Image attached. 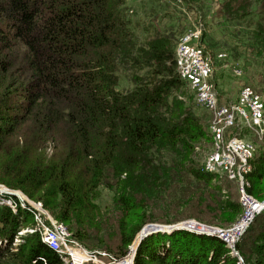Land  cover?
Returning <instances> with one entry per match:
<instances>
[{"label": "trees", "instance_id": "16d2710c", "mask_svg": "<svg viewBox=\"0 0 264 264\" xmlns=\"http://www.w3.org/2000/svg\"><path fill=\"white\" fill-rule=\"evenodd\" d=\"M128 1L0 0V151L23 129L38 140L52 135L54 145L52 158L42 163L40 142L30 148L16 170L19 178L6 184L40 202L87 251L115 260L147 225L191 218L229 228L242 214L240 203L221 199L215 176L200 171L194 148L209 136L177 100L185 83L174 45L188 16L204 22L199 42L218 52L206 56L219 102L224 77L239 76L236 60H260L264 71V0H177L182 12L164 6L161 14L154 7L147 21L131 16ZM121 80L130 87L123 90ZM225 98V104L235 99ZM249 163L245 192L262 201L264 140ZM101 189L112 194L109 204H100ZM5 197L17 209L0 205V264H63L38 233L13 245L18 224L29 219L33 225V217L14 196ZM177 206L186 211L176 219ZM234 250L216 236L176 229L143 238L132 264H264V213Z\"/></svg>", "mask_w": 264, "mask_h": 264}, {"label": "built area", "instance_id": "2783aa9c", "mask_svg": "<svg viewBox=\"0 0 264 264\" xmlns=\"http://www.w3.org/2000/svg\"><path fill=\"white\" fill-rule=\"evenodd\" d=\"M198 26L199 28L203 27L202 24L197 23L193 28L186 30L177 41L174 51L176 71L180 81L188 85L193 91L196 105L205 109L211 117L209 137L213 140L214 147L211 149L212 151L203 157L200 164V171L214 176L224 174L227 176L228 174L230 180H239V203L242 214L231 227L225 229L208 228L196 224L188 225V223H183L180 225V228L189 232H196V234L216 236L225 244L227 249L235 254V243L249 226L252 219L256 215L264 213V199L258 201L245 192V187L248 186L245 182V176L250 171L251 166L249 161L256 146L252 139H257L259 142L264 140V109L260 97L251 89L247 88L239 90L234 102H229L225 105L218 104L217 94L212 90L208 82L212 75L211 60H209V57H205L198 47L199 38L201 36V29H199ZM233 73L240 75V71L238 70H233ZM230 130H232V132ZM241 130L247 132L251 138L249 139L245 135L241 136L238 133L242 132ZM226 132L227 134L225 135ZM5 196H14L21 209H29L25 207L23 200L12 191L5 193L4 191H0V205H6L14 212L16 211V203ZM28 212L32 214L35 220H38L42 227L38 217L40 213L37 216L32 210ZM33 226L34 227H31L33 229L29 230V234L38 233L42 242L58 255L63 264H70L66 261L67 257H70L71 261L72 257L73 259L74 257H79L76 253H73L74 256H72V254H67L65 250L61 248L67 245L64 237H51L44 233L37 223L36 225L33 224ZM60 227L65 231L67 230L62 224ZM65 231H63V234H65ZM60 232L62 231L60 230ZM25 233L26 231L23 235ZM23 235L21 234V236H19L22 237ZM16 236H18V234H16ZM16 236L12 240L13 245H17V238H20H16ZM66 238L75 242L70 234L66 235ZM0 246H5V243H0ZM76 246L78 249L80 248L78 245ZM81 252L86 256L78 258L82 259V263L92 262L91 259L95 260V258H97L96 254L101 257L105 256L106 258H110V256L103 252L91 253L83 249H81ZM84 260L86 261L84 262ZM111 260L112 264L117 261L113 258H111ZM74 261L76 264L79 263L77 259ZM94 262H96V260Z\"/></svg>", "mask_w": 264, "mask_h": 264}, {"label": "rangeland", "instance_id": "374dc122", "mask_svg": "<svg viewBox=\"0 0 264 264\" xmlns=\"http://www.w3.org/2000/svg\"><path fill=\"white\" fill-rule=\"evenodd\" d=\"M127 4H128V7L132 11L131 16L134 15V17H133L134 19L135 18L137 19L138 17H140V19H143L144 21H147V18L149 20L150 16L157 11L156 9H154V7L155 8L159 7L160 9L158 10V12L161 14L165 11V10L162 11L164 6L165 7H171L173 9H176L177 11L182 12L181 4L177 0H129ZM161 6H162V8H161ZM214 6H215V9H219V5H217L216 3H214ZM205 11L206 10L204 9L203 13H205ZM201 15H203V14H201ZM188 17H189L188 20H190V22L188 24H186L185 30L191 29L194 26H196L197 23H200L203 25V27H202L203 29L201 27L199 28V26H198V28L201 29V34H202L203 30H204V25H205L204 22L201 19H197V20L194 19L193 20L192 16H188ZM168 22H169V19H167L165 21L163 20V22L161 21V24L166 25ZM148 26L149 25H147L146 27H148ZM207 28L208 27L206 26L205 29H207ZM136 32L138 35H140L141 34V28H138L136 30ZM180 35L178 36V34H176L175 37L177 36V38H178V37H180ZM222 38L229 40V38H227V37L224 38L223 35H221V36L217 35V36H215L214 39L215 40L216 39L221 40ZM178 40H179V38H178ZM176 41H177V39H176ZM229 43H232V41H230ZM176 44L174 45V51L176 48ZM200 46H201V48H200ZM198 47L201 50V52H202V50H203V52L204 51L206 52V54H204L205 57H208L206 55H213L214 56L218 53L217 51H210V50L206 49L204 43H202V42H198ZM240 52H244V50L242 48H240L239 53ZM220 54H222V53H220ZM228 60H231L230 57H228ZM251 61H252V59H251ZM211 62H212V60H211ZM260 62L261 61L257 60V59L254 63H253V61L252 62L243 61L242 59L236 60V62L233 64V69L234 70L238 69V71L240 70L242 72L241 73L242 76L239 75V76L233 77L232 75H230V76L224 77L223 84L220 86L221 88L220 87H219L220 89L218 88V92L220 93V98L223 100V102H225L224 99H226L225 98L226 95H227V98L229 97L231 99H234V97H235V99L233 100V101H235L241 87H246L247 89L251 88L252 91L254 93H256L262 101H264V71L261 70L259 65H258V63H260ZM254 65H257L259 68L254 69L252 67ZM248 79H249V81H248ZM184 85L180 88V90H179L180 92H178V94H176L177 100L183 101L186 105H188L189 108L192 109L193 114L200 118V124L203 128L205 135L209 136L210 135V132H209L210 128L209 127H210L211 117H210L209 113H207L208 114V116H207V114L203 111V109H201L199 106L196 105L193 91L191 89H189L186 85L185 86ZM120 87L123 90H126L130 86L128 84H126V82L121 80L120 81ZM224 93H228V94H224ZM223 102L221 103L218 101V104L219 105H225V103H223ZM233 130H235V129H233ZM33 131L34 130L32 129V132ZM230 131L232 132V130H230ZM27 132H28V129H23V130H21L20 134L16 133L12 138H10L6 141L4 147L0 151V191H4V193L8 192V191L14 192L16 195H18L20 197V199L23 200L25 207L29 208V209H25L26 211L32 210V212L36 213L37 216L40 213V215L38 217H39L40 223L42 224V227L39 224L38 220L37 219L35 220V218H33V224L36 225V223H37L39 225L40 229L43 230L44 233L50 235L51 237L52 236L54 238L59 237V236L64 237V240L66 241L67 245L65 247H61V248L63 250H65V252L67 254H72V256H74L73 253H76L79 255L80 258L86 257L85 254H83L81 252V249H83L84 251H87V250L83 246H81L80 244L73 242V241L66 238V235L70 234L68 232V230H66L67 231L66 232L63 228H61L60 227L61 224H58L57 221H55V219L53 218V216H51L50 214L48 215V213L46 211H44V209L41 207L40 202L36 201V199L32 200L31 198H29L27 196V194L21 192L22 191L21 189L10 188L6 184V181H8L10 179L16 180L15 178H17V179L19 178L16 175L17 174L16 170L19 169L22 162L24 163V158H27V156H28L27 153L30 151V148L36 147V144H38L39 142L42 145V147L40 149V157H39L40 162L39 163H42L41 160L43 162H47L52 158V152H53V147H54V145L52 143V135L51 136L42 135L41 138L43 140H41V138H40V140H38L39 136L38 135L36 136L35 133H31V135L28 134L27 136H25V134H27ZM227 132L225 133V135L227 134ZM238 133L241 136L245 135L247 138H249V139L251 138L247 134V132L242 131V132H238ZM209 138L206 140L199 141L198 144H196V146L194 148L193 155H194V160L197 163V165H199V162L202 161L203 157L207 153L212 151L211 149H213V147H214L213 140L210 138V142H209ZM252 141L256 145L254 148L256 150L258 147V144L260 142L257 139H252ZM59 148L62 149V146H59ZM252 156H253V154H252ZM31 158H32V156L29 157L28 159H31ZM26 167H28V163H27ZM28 169H30V168H27V170ZM212 182H213L214 186L221 188L220 193H219L221 196V199H225V197H230V198H233L239 204V199H240V197H239V180H236V181L230 180L228 178V174H227V176L224 174V175H215V179ZM101 192H102V199L100 201V204H102V205L103 204H109L111 197H112V194L107 192V190H105V189H101ZM174 209H175V212L177 213V214L175 213L176 216L174 217L176 219L179 216L181 217L184 214V211H186V209L185 210L182 209L181 206H177ZM241 213H242V211H241ZM172 215H174V214H172ZM168 219H173V218H168ZM183 223H188V225L189 224H196V225L205 226L208 228H217V229H219V228L225 229V227H227L226 225L208 224V223H205L204 221L202 222L201 220H195V219H191V218L184 219V220L182 219V220L176 222L175 224L162 225V226H174V225H176V226H179L178 229H181L180 224L182 225ZM31 227H34V226L32 225V221L29 219H27L25 222H21L20 224H18L17 230H16V234H18V236H16V238L20 237L21 234L23 235V233L25 231H26V233L22 237H20L19 239L17 238V240H18L17 244L23 243V238L29 234L30 229H33ZM60 230L62 232H60ZM63 231H65V234H63ZM170 232L167 231L165 233H170ZM192 233L196 234V232H192ZM76 245H78L81 249L80 248L78 249V247ZM132 246H133V243L129 246L128 252L126 253V255L122 258H120V257L117 258L116 259L117 261H115L113 264H129L130 262H132V260H130V259L133 256L134 251L136 252L137 245H135L133 252L131 249ZM98 250H100V249H98ZM87 252H89V251H87ZM93 253H96V252H93ZM111 253H113V252H111ZM96 257H97V258H95L96 262H94L95 260L91 259L92 262L82 263V260H81V261H79L78 264H112L111 263L112 262L111 257L110 258L109 257L106 258L105 256L101 257L97 254H96ZM76 259H77L76 257H74V259L72 257V261H71L70 257H67L66 261H68L70 264H74V263L76 264V262L74 261ZM123 259H125V260H123ZM239 260H241V259H239ZM85 261L86 260H84V262Z\"/></svg>", "mask_w": 264, "mask_h": 264}, {"label": "water", "instance_id": "95a60500", "mask_svg": "<svg viewBox=\"0 0 264 264\" xmlns=\"http://www.w3.org/2000/svg\"><path fill=\"white\" fill-rule=\"evenodd\" d=\"M181 225V224H180ZM179 226H162V225H157V224H150V225H147L145 226L140 232L139 234L136 236L135 240L137 239V243L136 245H138V243L143 239L145 238L146 236L152 234V233H157V232H167V231H172V230H176L178 229ZM134 240V241H135ZM134 243V242H133ZM236 254V252H235ZM134 255H135V251H134V254L132 256V260L134 258ZM132 264V262H131Z\"/></svg>", "mask_w": 264, "mask_h": 264}, {"label": "bare ground", "instance_id": "6f19581e", "mask_svg": "<svg viewBox=\"0 0 264 264\" xmlns=\"http://www.w3.org/2000/svg\"><path fill=\"white\" fill-rule=\"evenodd\" d=\"M136 243H137V239L134 241L133 246L131 247L132 252H133V250H134V248H135ZM78 258H79V257H77V261H78V262L82 260V259H78ZM130 260H132V257H131ZM129 264H131V262H130Z\"/></svg>", "mask_w": 264, "mask_h": 264}]
</instances>
